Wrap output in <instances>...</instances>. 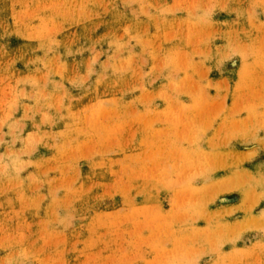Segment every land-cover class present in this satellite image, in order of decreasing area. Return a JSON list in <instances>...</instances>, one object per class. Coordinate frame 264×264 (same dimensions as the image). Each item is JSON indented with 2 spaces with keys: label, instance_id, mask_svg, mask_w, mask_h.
Segmentation results:
<instances>
[{
  "label": "rangeland",
  "instance_id": "1",
  "mask_svg": "<svg viewBox=\"0 0 264 264\" xmlns=\"http://www.w3.org/2000/svg\"><path fill=\"white\" fill-rule=\"evenodd\" d=\"M0 264H264V0H0Z\"/></svg>",
  "mask_w": 264,
  "mask_h": 264
}]
</instances>
